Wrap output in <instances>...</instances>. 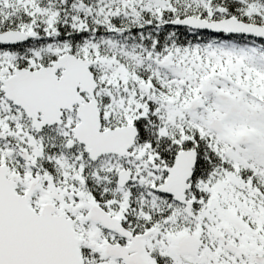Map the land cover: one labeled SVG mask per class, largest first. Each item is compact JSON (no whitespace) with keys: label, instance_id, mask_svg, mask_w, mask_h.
I'll list each match as a JSON object with an SVG mask.
<instances>
[{"label":"snow or ice","instance_id":"obj_1","mask_svg":"<svg viewBox=\"0 0 264 264\" xmlns=\"http://www.w3.org/2000/svg\"><path fill=\"white\" fill-rule=\"evenodd\" d=\"M0 264H264V0H0Z\"/></svg>","mask_w":264,"mask_h":264}]
</instances>
